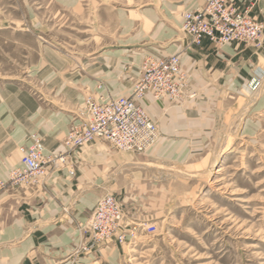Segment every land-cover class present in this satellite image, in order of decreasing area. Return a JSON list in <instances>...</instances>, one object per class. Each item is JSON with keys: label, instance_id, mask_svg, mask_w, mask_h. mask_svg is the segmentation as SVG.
I'll return each instance as SVG.
<instances>
[{"label": "rangeland", "instance_id": "obj_1", "mask_svg": "<svg viewBox=\"0 0 264 264\" xmlns=\"http://www.w3.org/2000/svg\"><path fill=\"white\" fill-rule=\"evenodd\" d=\"M201 1L0 0V89L51 98L64 85L82 93L81 106L88 95L128 96L147 56L192 50L180 46L182 15ZM248 45L258 67L243 75L242 96L221 105L197 156L209 154L205 168L162 158L115 169L109 193L131 237L78 252L77 228L65 255L51 250L38 264H264V32Z\"/></svg>", "mask_w": 264, "mask_h": 264}, {"label": "crops", "instance_id": "obj_2", "mask_svg": "<svg viewBox=\"0 0 264 264\" xmlns=\"http://www.w3.org/2000/svg\"><path fill=\"white\" fill-rule=\"evenodd\" d=\"M232 4L237 11H249L264 21V0H234ZM186 45L187 38L180 46L185 50ZM191 49L181 59L189 74L188 93L194 96L173 101L149 94L142 100L161 133L149 151L142 155L123 152L108 141L94 140L76 150L68 166L50 172L40 182L8 186L0 192V264H38L39 257L46 258L51 250L57 256L65 255L77 228L97 200L109 193L115 169L162 158L192 159L193 170L205 168L209 154L197 156L208 145L210 130L224 110L221 105L227 97L242 96L248 85L243 75L255 72L260 54L252 45L220 46L208 40ZM52 77L46 81L50 83ZM11 87L0 89V180L9 178L12 165L21 158L20 146L34 133L48 150L60 151L81 106L82 93L64 85L51 98H46L45 91L36 97Z\"/></svg>", "mask_w": 264, "mask_h": 264}, {"label": "built area", "instance_id": "obj_3", "mask_svg": "<svg viewBox=\"0 0 264 264\" xmlns=\"http://www.w3.org/2000/svg\"><path fill=\"white\" fill-rule=\"evenodd\" d=\"M234 0H203L199 7L185 11L181 28L189 46H201L205 40L221 46L256 44L264 32V21L249 11H237ZM189 77L179 54L145 58L141 76L130 95L84 98L80 113L72 120L58 152L46 151L43 140L32 134L29 143L20 146L21 163L9 178L0 180V192L8 186L38 183L52 171L71 163V155L94 140L108 141L123 152L145 153L160 135L159 125L145 111L142 100H179L189 94ZM102 98V97H101ZM131 226L123 204L114 194L101 196L84 224L79 227L78 252H90L101 243H122L131 237Z\"/></svg>", "mask_w": 264, "mask_h": 264}, {"label": "bare ground", "instance_id": "obj_4", "mask_svg": "<svg viewBox=\"0 0 264 264\" xmlns=\"http://www.w3.org/2000/svg\"><path fill=\"white\" fill-rule=\"evenodd\" d=\"M227 45H230V44H227ZM224 46H225V45H224ZM186 72H187V70H186ZM187 75H188V77H189V74H188V73H187ZM152 97L155 98L153 95H152ZM165 97H166V96H165ZM162 98H163V97H162ZM166 98L172 100V99L169 98L168 96H167ZM173 101H174V100H173ZM143 107H144V106H143ZM146 113H147V112H146ZM159 138H160V135H159L158 139L155 141V143L159 140ZM29 142H30V141H29ZM29 142H27V143H29ZM27 143H26V144H27ZM155 143H154V144H155ZM43 144H44V149H45L46 151H50V150H48L47 147L45 146L44 141H43ZM154 144H153V145H154ZM23 145H24V144H23ZM153 145H152L151 147H153ZM151 147H150L149 149H151ZM149 149H148V150H149ZM170 149H171V148H170ZM148 150H147V151H148ZM147 151H146V152H147ZM20 152H21V149H20ZM21 155H22V154H21ZM20 163H21V160H20V162H19L16 166H14V167L19 166Z\"/></svg>", "mask_w": 264, "mask_h": 264}]
</instances>
